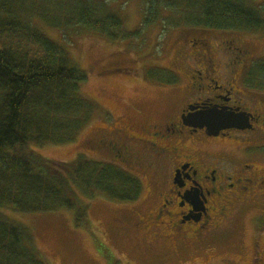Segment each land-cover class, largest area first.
<instances>
[{
  "label": "trees",
  "instance_id": "obj_1",
  "mask_svg": "<svg viewBox=\"0 0 264 264\" xmlns=\"http://www.w3.org/2000/svg\"><path fill=\"white\" fill-rule=\"evenodd\" d=\"M128 1L0 0V264H48L30 231L6 212L65 209L75 211L80 223L86 220L88 204L77 191L87 200L125 202L139 197V179L121 169L109 150L105 152L110 160L78 156L71 162H54L32 150L75 142L98 107L81 89L86 73L46 30L71 42V35L84 33L124 41L131 35L123 31L120 11ZM142 1L144 27L161 21L162 31L184 26L264 38V3L257 0ZM250 72L249 88L264 92V59ZM166 76L169 73L161 75L157 69L146 75L150 81L159 77L162 85L175 84L174 77Z\"/></svg>",
  "mask_w": 264,
  "mask_h": 264
},
{
  "label": "flooded vegetation",
  "instance_id": "obj_2",
  "mask_svg": "<svg viewBox=\"0 0 264 264\" xmlns=\"http://www.w3.org/2000/svg\"><path fill=\"white\" fill-rule=\"evenodd\" d=\"M182 38L188 46L182 69L174 74L179 86L173 90L181 95L175 98L178 112L165 108L162 120L116 128L119 141L101 129L96 143L89 145L109 150L125 170L144 166L151 176V204L135 215L146 246L176 245L169 258L180 264L191 249L210 248L205 245L218 240L217 232L224 231L228 242L237 239L239 215H252L253 234L242 244V259L244 264H264V93L248 86L251 52L247 41L227 31ZM210 109L240 114L248 127L213 132L188 119ZM140 184L142 197L146 188Z\"/></svg>",
  "mask_w": 264,
  "mask_h": 264
},
{
  "label": "rangeland",
  "instance_id": "obj_3",
  "mask_svg": "<svg viewBox=\"0 0 264 264\" xmlns=\"http://www.w3.org/2000/svg\"><path fill=\"white\" fill-rule=\"evenodd\" d=\"M257 3L263 4L264 0H257ZM144 4L142 0H131L122 5L123 31L131 35L124 41L111 42L84 33L71 35V42L56 31L46 30L48 36L66 50L72 63L86 73L87 81L81 89L99 108H96L89 126L75 142L63 146L48 144L32 147L41 157L54 162H71L78 156L94 161L110 160L112 158L107 153L89 145L90 142L96 143L101 129L110 139L118 140L116 128L125 129L156 118L162 120L165 108L178 112L180 103L175 98L181 95L173 90L179 86L174 74L182 69L180 62L188 46L182 36L202 30L194 29L192 32L183 26L162 31L161 21L159 25L144 27ZM112 8L118 11V5ZM169 18L172 17L169 15ZM165 25H168L167 22ZM207 35L213 41L218 39L212 33ZM235 36L247 41L253 58L250 72L255 64L264 59V38L244 34ZM183 68L187 70L186 66ZM152 69L159 70L161 75L169 73L166 77H174L172 81L175 84L162 85L159 77L150 81L146 75ZM137 160L145 165L140 156ZM144 170L143 166L131 171L146 188L137 200L116 202L96 197L87 200L77 191L82 201L88 204L86 220L80 223L76 222L75 211L65 209L48 213L6 214L30 231L33 244L48 264H173L169 250L175 249L176 245L165 241L146 246L143 232L136 230L135 215L143 213L152 200L148 189L151 176ZM252 217L239 215V230L234 234L237 239L234 236L228 242L222 238L224 231L217 232L214 237L218 240L205 245L210 248L191 249L189 256H185L180 264H244V253L240 249L242 244L251 241ZM160 254L167 255L158 257Z\"/></svg>",
  "mask_w": 264,
  "mask_h": 264
},
{
  "label": "water",
  "instance_id": "obj_4",
  "mask_svg": "<svg viewBox=\"0 0 264 264\" xmlns=\"http://www.w3.org/2000/svg\"><path fill=\"white\" fill-rule=\"evenodd\" d=\"M191 115L188 119L193 125L206 126L208 130L213 132L229 128L245 129L248 127L245 118L230 111L210 109Z\"/></svg>",
  "mask_w": 264,
  "mask_h": 264
}]
</instances>
